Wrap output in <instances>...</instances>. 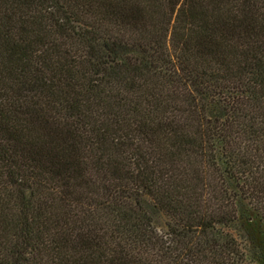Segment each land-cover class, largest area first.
<instances>
[{
	"label": "trees",
	"instance_id": "16d2710c",
	"mask_svg": "<svg viewBox=\"0 0 264 264\" xmlns=\"http://www.w3.org/2000/svg\"><path fill=\"white\" fill-rule=\"evenodd\" d=\"M264 226V0H0V264H245Z\"/></svg>",
	"mask_w": 264,
	"mask_h": 264
},
{
	"label": "rangeland",
	"instance_id": "374dc122",
	"mask_svg": "<svg viewBox=\"0 0 264 264\" xmlns=\"http://www.w3.org/2000/svg\"><path fill=\"white\" fill-rule=\"evenodd\" d=\"M226 231L242 247L245 264H264V226L245 203L239 202L237 220Z\"/></svg>",
	"mask_w": 264,
	"mask_h": 264
}]
</instances>
